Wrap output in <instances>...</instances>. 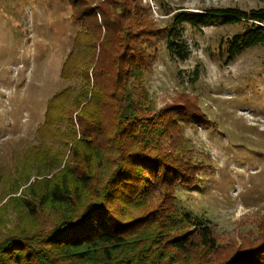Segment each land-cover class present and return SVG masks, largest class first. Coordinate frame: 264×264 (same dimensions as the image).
Listing matches in <instances>:
<instances>
[{"label":"rangeland","instance_id":"rangeland-1","mask_svg":"<svg viewBox=\"0 0 264 264\" xmlns=\"http://www.w3.org/2000/svg\"><path fill=\"white\" fill-rule=\"evenodd\" d=\"M138 1L152 31L137 42L151 63L142 76L143 110L155 117L183 105L199 115L180 123L192 160L203 168L194 186L175 188L174 205L210 226L219 253L254 247L264 241V48L230 60L229 41L249 24H185L180 30L190 53L176 62L166 50L165 29L177 12H246L264 8V0ZM72 10L68 0H0V236L37 234L47 218L28 216L22 203L44 191L79 139L78 111L69 106L82 79L72 69L62 77L71 52L87 40ZM84 54L74 57L73 67ZM59 95L49 118L50 101Z\"/></svg>","mask_w":264,"mask_h":264},{"label":"trees","instance_id":"trees-1","mask_svg":"<svg viewBox=\"0 0 264 264\" xmlns=\"http://www.w3.org/2000/svg\"><path fill=\"white\" fill-rule=\"evenodd\" d=\"M68 2L71 19L87 38L81 66L73 67L77 46L62 70V77L72 69L82 79L78 99L69 106L71 113L78 111L79 139L44 191L22 203L28 216L47 221L37 234L0 236V264H264V241L219 253L210 226L174 205L175 188L194 186L203 168L192 160L180 123L199 115L183 105L155 117L143 110L142 76L151 63L137 42L152 35L147 9H141L142 17L138 0ZM209 22L249 24L229 41L230 60L249 48H264V8L181 11L165 29L169 57L176 62L189 57L181 25L201 28ZM62 97L50 101L49 118Z\"/></svg>","mask_w":264,"mask_h":264}]
</instances>
